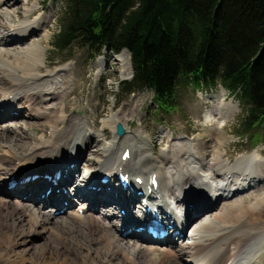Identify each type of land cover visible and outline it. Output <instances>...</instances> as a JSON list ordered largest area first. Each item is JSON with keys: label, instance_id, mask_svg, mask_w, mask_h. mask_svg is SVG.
I'll use <instances>...</instances> for the list:
<instances>
[{"label": "bare ground", "instance_id": "bare-ground-1", "mask_svg": "<svg viewBox=\"0 0 264 264\" xmlns=\"http://www.w3.org/2000/svg\"><path fill=\"white\" fill-rule=\"evenodd\" d=\"M8 1L18 0H7L6 4ZM12 6L0 8L1 19L4 17L10 20L14 13ZM38 9V14L47 15L41 12L39 6ZM44 19L43 16H37L19 23L0 22V51L5 50L0 54V86L3 79L8 82L6 77L11 78L8 88L0 87L2 102L20 107L13 108L17 110V116L21 115V110H25L30 117L39 121L40 126L46 124L49 127L46 139L42 135L47 130L43 129L40 131L41 136L31 141L28 140L29 137L25 139L24 134H21L25 130H16V125L0 127V264H180L179 259H182L183 263L185 261L184 264H264V243L260 244V250L252 249L253 243L264 237V207L260 205L264 201V158L260 151L250 153L255 155L249 158L239 156L250 154H240L233 161L232 156H225L223 159L219 145L214 146V143L212 148L206 147L205 152L209 150L210 153L207 157L197 145L200 139L196 142L182 137L171 138L169 147L166 146L167 150L160 149L158 154H153V149L147 145L148 141L144 139L140 129H131L132 118L123 115L121 123L119 117L112 113L107 123L114 130H111L113 140L103 142L98 148L100 150L95 151V161L92 158L82 159L84 153L80 149V153L76 152L78 146L83 145L84 147L80 146L82 149L90 150L92 143L101 142L99 136H105L106 130L102 128L100 135H86L88 129L85 117L76 112L67 113L70 103L69 99L66 103L65 95L62 97L65 113L60 111V106H56L55 102L60 99L69 81L64 68V64H67V69H71L69 64L55 65L59 67L41 73L37 68L41 63L39 48L27 46L28 43L23 42L24 37L32 31L34 34L38 32ZM27 21L33 23L34 27L30 26L32 29H13V25ZM4 25L9 28L6 29ZM44 35L45 33L42 36ZM8 37L14 40H9ZM14 43L22 45L15 48L6 47H12ZM16 48L20 50H13ZM123 51L112 53L116 54L115 60L118 61L121 68L119 73L122 76L125 74ZM100 57L101 54L96 59ZM101 72L96 71V76ZM223 95L224 92L218 95L219 97L216 95L213 100L215 107L203 114L205 122L215 121L210 124L214 125L210 128L212 134L218 128V133L222 135L224 132L226 112H222V109L227 103H223V100H226ZM229 107L233 111L234 107ZM4 109L0 111V118L15 116L12 111L5 107ZM213 110L218 111L213 114ZM104 118H101L102 125L106 124ZM57 123L65 124L60 132L64 140L51 141ZM117 123L124 127V134L121 136L115 132ZM26 126H29L28 122ZM8 129H14L12 136L6 135ZM167 132L170 131L165 132V137L169 136ZM219 138L214 137L217 141ZM50 141L52 146L49 145ZM107 144L114 147L106 150L103 146ZM126 148L129 150V157L122 159ZM140 155H145L142 160L148 163H142ZM32 160L34 162L30 163ZM11 161L13 163L10 164ZM80 161L86 162V165L81 174V184H78L76 173L80 169ZM181 161L191 165L197 162L201 164L192 171L180 166L176 169ZM95 168L100 170L99 177L108 175L107 182L102 183L100 178L96 179L97 171L93 172ZM52 171H55L54 174L59 173L57 178L51 175ZM119 171L129 174L128 185L122 186L116 178ZM49 174L50 178L44 177ZM26 177L29 178L25 179ZM136 177H140L141 182H137ZM152 177L157 180L156 188L148 184ZM8 180H14L16 184L10 188L4 186ZM82 183L84 186H90L82 187ZM109 186L127 199L114 196L107 189ZM33 188H38L39 192L34 193ZM138 190H143L142 195L136 193ZM43 191L45 192L42 197L40 194ZM209 191L214 192L211 203L206 196ZM7 192H14L19 198L15 194L10 196ZM188 193L193 195L187 196ZM250 194L254 197L248 200L247 196ZM71 196H75V200L80 203L87 204L85 211L95 210L98 216L86 217L84 210L79 212L81 205L71 210ZM171 200L184 208L183 220L180 221L173 215ZM37 201L38 209L48 204L47 207L54 210L55 215L43 210L37 213ZM61 201L67 203L63 204ZM135 203L158 206L164 214L170 235L153 239L146 233L132 229L131 224L135 219L131 216ZM109 207L119 209V213H111L107 209ZM202 212L205 214L197 218ZM144 215L147 216L148 213ZM114 216L119 221L118 225L112 219ZM239 216L241 217L237 219L236 224H227ZM64 217L81 225L73 224ZM190 222L193 223L187 227ZM245 222V226L238 227ZM64 230H67L66 241L62 239ZM173 231L177 233L171 235ZM125 236L136 237L146 243L140 246L132 242L129 244L124 241ZM33 238H41L42 241L29 244ZM91 245L94 246L92 250ZM94 257L99 259L94 260Z\"/></svg>", "mask_w": 264, "mask_h": 264}, {"label": "trees", "instance_id": "trees-1", "mask_svg": "<svg viewBox=\"0 0 264 264\" xmlns=\"http://www.w3.org/2000/svg\"><path fill=\"white\" fill-rule=\"evenodd\" d=\"M61 1L54 49H126L122 88L147 87L157 108L175 106L179 84H219L245 104L246 132L264 124V0Z\"/></svg>", "mask_w": 264, "mask_h": 264}, {"label": "rangeland", "instance_id": "rangeland-1", "mask_svg": "<svg viewBox=\"0 0 264 264\" xmlns=\"http://www.w3.org/2000/svg\"><path fill=\"white\" fill-rule=\"evenodd\" d=\"M2 1L3 4L0 5V8L6 5H13L11 9L14 10V13L12 14L10 20L5 19L4 17H2V19L0 18L1 23H5L7 21L19 23L22 22L24 19L31 20L37 16H43L45 18L44 22L42 21V23H40V29L38 30L37 33L34 34L32 31L26 37L24 36L22 37H24L23 42L25 44L28 43L27 46H34L36 48H39V55L41 57V63L37 65V68H39V72L44 73L46 70L50 68L52 69L57 68L59 66H55V65L61 66L62 63L69 64V67L71 69H67L68 65L64 64L66 74L69 77L68 84L65 86L63 93L60 95V99L55 102L56 106H60L59 108L60 111H63L65 113L64 111L65 104L62 103V97L65 95L66 103H68V99L70 103L67 113L76 112L85 117L87 122V129H88L86 135L90 134L93 136L94 133L100 135L101 129L105 128L106 135L99 136V138L101 139L100 143H95L96 141L92 143L93 149L92 148L90 150L86 148L82 149L81 147L84 146L79 144L81 147L78 146L76 152L80 153V150H83L82 152L84 154H82V159L84 158L85 160L87 158H92L94 160L95 158L94 153L95 151L100 150L98 148L103 144V142L108 143L109 141L113 140L112 139L113 133L111 132L112 128L107 123L109 122L108 120L110 119V115L112 113L116 114L119 117L120 121L122 120V118L124 119V117L132 118L130 119L131 129L134 128L140 129L144 139L148 141L147 145L153 149L152 151L153 154H158L159 153L158 150L160 149L167 150L168 148L166 146L169 147L171 138L180 139L182 137H185L187 139L190 138L192 140H196V142L198 139L203 141V142L199 141L197 145L203 150V152L206 154L207 157L209 156L210 153L208 152L209 150L205 152L206 147L210 149L215 143L214 146L219 145V149L221 151V154L223 155L222 156L223 159L225 156L228 157L232 156L231 159L234 161V159L240 154L243 153L250 154L254 151H260V155L264 158V124L262 126H258L257 128H252L246 132L245 127L243 125V115L246 109L245 104L239 101L237 99V96L230 93L229 91L221 87L219 84L213 85L212 87H207V86L196 87L194 85L192 86L187 84L186 85L179 84L177 88L175 106L170 108L164 107L162 109L157 108L156 104L153 102L152 99L153 92L147 87L133 89V91H128L122 88L121 82L124 80H130L132 76L130 56L128 55V53L123 51L124 69H125V71L123 70V72H125V74L122 76L119 73L121 68L118 64V61L115 60L116 54L114 55L111 52L102 50L97 55L99 56L101 54L102 57L96 59L97 56H95L94 58H92L91 54H89V52L85 48L81 47L78 43H74L73 45H71L69 49L64 51H60L53 48L52 39L54 34L57 32L59 17L61 16V12L63 9V3L61 0H18L11 2L8 1V4H6L7 0H0V2ZM38 6L42 9L41 12L46 13L48 16L38 14L37 13L39 11ZM32 24L33 23H30V21L23 22L20 24L13 25L14 26L13 29L16 30H21L24 28L32 29L34 27ZM4 26L6 29L9 28L7 25ZM30 26L33 27L31 28ZM44 33L45 35L42 36ZM8 38L9 40H14L12 37H8ZM1 42H3V37L1 38ZM20 45H22V43L21 44L14 43L12 44V47L8 45L6 47L15 48L16 46L18 47ZM13 50H20V48H16ZM4 51L5 50L0 51V54H3ZM94 70L95 72L96 71H100V72L102 71V72L99 76H96ZM70 76H71V80H70ZM6 78L8 82H6L3 79V83L0 86L5 89L9 87L8 84L11 81L10 77H6ZM69 85H70V90H69ZM75 90L76 92H74ZM222 92H224L226 98V100H223V103L224 101H226L227 103L226 107L222 109V112L224 111L226 112V115L224 117L225 118L224 132L221 135L220 133H218L219 131L218 128L215 131V133L212 134V130L210 128L213 127L214 125L211 126L210 124L215 121H212L210 123L205 122L203 118V114L205 111L211 110L215 107L214 104L215 101L213 100L215 99L216 95L217 97H219L218 95H220ZM50 105L52 107L53 103H51ZM230 105L231 107H234L233 111H231L229 107ZM4 107L9 111H12L15 116H17L18 112L13 108L15 109L20 108L13 105L12 103L2 102V99L0 97V111L5 110ZM217 111L218 110H213V114L216 113ZM21 112H22L21 115L17 117L7 116L5 118H0V127L1 126L7 127L8 124L16 125L17 127L16 130H18V132L25 130V132L29 133L30 136H32V137L27 136L25 132L21 133L24 134L25 139H28L29 137L30 139L28 140L30 141L31 139L36 140L38 136H41L40 131L46 129L47 131L45 132L44 135H42L46 139L47 138L46 135H48L49 127L46 124H44V126H40L39 121L36 118L30 117L25 112V110H21ZM123 115L126 116L122 117ZM47 116L48 117L50 116V112L47 113ZM101 118H104L103 120L106 121V124L104 123L103 125L101 124ZM27 122L29 123V126H26ZM63 126H65V124L60 125L59 123H57L55 125L56 132L51 141L58 139L64 140L63 135L60 134L61 129L64 128ZM219 127L221 126L219 125ZM13 130L14 129H8L6 135L12 136ZM166 131H170L167 132L169 133L170 136V137L168 136L169 138L165 137ZM215 136L220 137L219 141L214 139ZM103 137H105L106 139L102 140ZM210 138L212 141L210 140ZM51 141L49 145L52 146ZM103 147L106 150H109L113 148L114 145L107 144ZM254 155L255 154L240 155L239 157L245 156L249 158L250 156H254ZM99 156L100 154H98V157ZM144 156L145 155L142 156L140 155L142 163L146 162V160H142ZM116 158L118 159V157ZM34 160H32L30 163L34 162ZM263 162L264 161H262V163ZM11 163L13 162L11 161L10 164ZM200 164H201L200 162H197L196 164L191 165L188 162L187 164H185V162L181 161L176 166V169L177 168L179 169L180 166L181 168H186V169L189 168L192 171L194 170V167L195 168L199 167ZM85 165L86 162L83 161L79 162L80 169L76 173L78 184H81L80 182L81 174L84 170ZM98 169L99 168H95L93 170L94 173L97 171L96 174L97 180L99 178L100 179L102 178V176L99 177L98 175V172H100V170ZM3 185L9 187L8 181L5 182ZM89 186L88 185L84 186V184L82 183V187L88 188ZM70 188L72 189V187ZM196 189L198 190V188ZM45 191H43L40 194V196L43 197V193ZM9 193L8 194L10 196L15 194L14 192H9ZM15 195L16 197L19 198L17 194ZM253 197L254 195L250 194L247 196V199L250 200L253 199ZM71 198L73 200V205H71L70 208L71 210L77 209L79 205H81L82 207L79 208V212L81 213V211L83 210L85 211V207L87 206V204H82L83 202L80 203V201L75 200V196H71ZM61 203L66 204L67 202L61 201ZM37 205H38V201L35 202V209L37 213L38 212L40 213L43 210L44 212L50 211L52 215H55L54 210H51V208L47 207L48 204H45V206H40L39 209L37 208ZM260 205L261 207H264V201H262ZM139 207H141L142 211H144L145 208L144 204H139ZM107 209L108 211H111V213H119L118 212L119 209L117 208L109 207ZM94 212L96 211L94 210L93 212H90V210H88L85 211L84 213L86 214V217L95 216V215L98 216L97 212L96 213ZM203 214L205 213L203 212L200 213V215H198L197 218L203 216ZM57 217H61V216H57ZM240 217L241 216H239L233 221L231 220L227 224H236L238 222L237 219H240ZM64 218L69 222H72L73 224H76L78 226L81 225L80 223L75 222L67 217ZM112 219H114L118 225L119 221L117 220V217L114 216V218ZM52 220L54 221L55 217ZM192 223L193 222H190V224ZM246 224H247L246 222L245 224L241 223L238 227H241L243 225L245 226ZM64 233L65 234L62 235V239L66 241L68 238V236L66 235L67 230L66 231L64 230ZM43 234L44 233H42V235ZM59 236L61 235L59 234ZM258 238H260V236ZM124 239L123 240L128 241L129 244H131L132 242V244L136 243L137 246L145 245L144 242L131 238L130 236H125ZM31 241L29 244H36L41 242L42 239L33 238ZM262 243H264V237L258 239L253 243L252 246L253 251L260 250V244ZM91 247L92 248H90V250H92L94 246L91 245ZM157 249L159 251H162L159 248ZM66 252L69 251L66 250ZM79 257L81 258V256ZM98 259L99 257H94V260H98ZM179 261L180 264L186 263L185 261L183 263L182 259H179ZM89 264H94V263L90 262ZM108 264H113V263H108Z\"/></svg>", "mask_w": 264, "mask_h": 264}, {"label": "water", "instance_id": "water-1", "mask_svg": "<svg viewBox=\"0 0 264 264\" xmlns=\"http://www.w3.org/2000/svg\"><path fill=\"white\" fill-rule=\"evenodd\" d=\"M125 51H127L126 49H123ZM115 132L117 133V135L121 136L124 134V127L121 123H117L116 127H115Z\"/></svg>", "mask_w": 264, "mask_h": 264}]
</instances>
